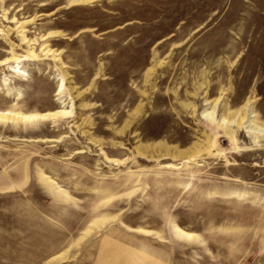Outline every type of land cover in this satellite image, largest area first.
Masks as SVG:
<instances>
[{"label": "rangeland", "instance_id": "374dc122", "mask_svg": "<svg viewBox=\"0 0 264 264\" xmlns=\"http://www.w3.org/2000/svg\"><path fill=\"white\" fill-rule=\"evenodd\" d=\"M254 122L264 0H0V264H264Z\"/></svg>", "mask_w": 264, "mask_h": 264}, {"label": "bare ground", "instance_id": "6f19581e", "mask_svg": "<svg viewBox=\"0 0 264 264\" xmlns=\"http://www.w3.org/2000/svg\"><path fill=\"white\" fill-rule=\"evenodd\" d=\"M58 113H61V114H66L67 113V111H62V110H59V111H57V113L56 114H58ZM256 123L254 122V124H252L253 125V127L254 128H256V129H258V130H264V126H260V125H258V124H256Z\"/></svg>", "mask_w": 264, "mask_h": 264}]
</instances>
